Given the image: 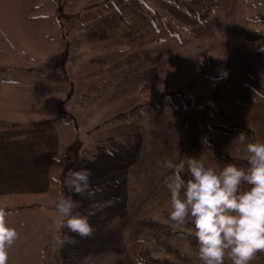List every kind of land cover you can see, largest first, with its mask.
I'll return each mask as SVG.
<instances>
[{"label":"rangeland","instance_id":"1","mask_svg":"<svg viewBox=\"0 0 264 264\" xmlns=\"http://www.w3.org/2000/svg\"><path fill=\"white\" fill-rule=\"evenodd\" d=\"M183 1L193 6L189 0H50L61 15L58 36L54 26L53 36L42 41L9 44L0 36V79L18 83L0 91V117L33 120L27 128L34 141L54 153L17 173L21 189L47 176L44 192L37 184L39 199L49 206L45 264H135L140 251L181 262L149 233L128 243L123 232L131 219L163 218L171 211L157 161L193 156L214 168L216 150L247 160L236 135L210 123L247 127L264 141V0H218L203 19L186 12ZM15 3L0 0V13ZM23 7L18 0V18ZM98 59L103 61H92ZM94 95L98 99L87 104ZM13 100L28 111L14 110ZM116 140L126 144L117 147ZM82 168L92 173L95 195L67 189L64 196L81 202L79 213L109 203L84 214L93 227L90 237L69 233L76 243L61 247L54 236L68 230L60 228L55 211L56 178L61 170L64 179ZM121 189L125 195L118 198ZM172 244L187 264H202L198 251ZM252 264H264V252Z\"/></svg>","mask_w":264,"mask_h":264},{"label":"clouds","instance_id":"2","mask_svg":"<svg viewBox=\"0 0 264 264\" xmlns=\"http://www.w3.org/2000/svg\"><path fill=\"white\" fill-rule=\"evenodd\" d=\"M246 139V132L241 131L234 141L244 144ZM245 150L247 168L228 163L216 171L193 156L179 162L157 161L163 170V187L170 193L169 217L177 225L193 226L188 234L195 238L202 264H252L256 254L264 252V141L249 142ZM91 175L87 168L72 170L63 183L73 194L91 198L95 195ZM80 206V201L63 193L56 202L59 226L68 230L54 236L61 247L76 243L69 233L81 238L93 233L88 216L76 211ZM8 214L0 207V264H7L8 249L19 237L7 224ZM135 264L147 262L141 257Z\"/></svg>","mask_w":264,"mask_h":264},{"label":"crops","instance_id":"3","mask_svg":"<svg viewBox=\"0 0 264 264\" xmlns=\"http://www.w3.org/2000/svg\"><path fill=\"white\" fill-rule=\"evenodd\" d=\"M24 3L23 8L26 12L20 18L17 12L22 10H17L18 0L15 4H10L6 13H0V36L5 43L29 40L34 42L37 40L36 37L42 41L41 38H49L54 33L57 36L60 34L58 21L61 15L56 9L57 4L51 5L50 0H24ZM59 9L62 8L59 6ZM50 26L56 27L52 32L53 35H51ZM166 26L168 31H173L171 25L166 24ZM20 82L22 84V81ZM15 84L18 85L15 78L9 81L0 79V91L3 92L5 91L3 89ZM10 105L17 107L14 110L20 107L28 111L27 106L16 101ZM7 111L3 112L10 113ZM32 121L0 117V207H4L9 213L6 217L8 226L15 228L19 233L15 244L8 249L7 264H45L44 253L50 227H48L49 214L41 209H47L49 206L46 207L48 202H41L39 198L42 195L37 194L44 192L48 186L47 176L41 174L38 179L28 181V186L23 187L26 190L21 189V184L19 187L17 183L19 171L32 170L27 166L34 162L44 163L50 159L51 153L54 155L52 150L43 146V142L34 141L30 129L27 128ZM214 158H216L215 155ZM216 160L218 161L216 167L225 166L220 160ZM62 161L63 159H60V162ZM37 184L40 187V193L37 191ZM23 193L28 196H22Z\"/></svg>","mask_w":264,"mask_h":264},{"label":"trees","instance_id":"4","mask_svg":"<svg viewBox=\"0 0 264 264\" xmlns=\"http://www.w3.org/2000/svg\"><path fill=\"white\" fill-rule=\"evenodd\" d=\"M189 1L191 2L193 6H190V4L183 1L182 4H180L181 7H183L185 11L188 12L190 15L197 16L200 19L207 17L208 14L213 9H215L216 5L218 4V0H189ZM92 61H102V60H92ZM107 86H109V84L103 85L102 87L105 88ZM96 89H100V87H97ZM95 96L96 95L88 96L91 99L88 100L87 104L96 101L95 98L96 99L98 98ZM84 97L87 98V96H84ZM85 101H87V99ZM198 104H199V101H196L195 103L194 102L188 103L186 105L189 107V106H194ZM130 115L131 114L119 115V116H116V119L123 120L129 117ZM210 127L212 129L227 132V133H230L236 136L241 131L246 132L247 139L244 143L245 146L249 142L256 141L252 135L251 130L247 127H243V126L229 127V126L218 124V123H210ZM115 143L118 144L116 145L118 147V146H121L119 145L121 143L125 145L126 141L122 142V141L116 140ZM214 155L218 160H220V162L223 165H226L228 163H233L241 168L248 167L247 160L245 161L234 160L233 158L223 154L219 150L214 151ZM132 157L133 158L136 157V151L133 153V155L130 158ZM85 160L87 161L89 160V158L87 157L81 158V161H79L78 164H82V163L84 164ZM222 168L223 167L221 165V167H216L214 169L216 171H220ZM63 174L64 172H62L61 170L60 175H58L56 178L57 180L60 181L58 182V190H57L59 195L61 193L67 194V187L63 183V180H64L62 176ZM119 180L120 182H122V177H119ZM244 187L247 188L248 186L244 185ZM124 195H125V191L121 189L116 197L123 198ZM105 203H109V201L98 203L96 205H92L89 207H84L82 211L80 212V214L84 215L85 213H88L90 210L96 209L100 207L101 205H104ZM192 227L193 226L191 224H187L184 226L177 225L175 222L171 221L168 213H164L163 218L161 217H140V218L131 219L124 224L123 232L125 235V239L128 243H132V242L139 240L142 234L147 232L152 236L153 243H155L157 246L171 253L175 259H178L179 261H181V262H178L176 260H171L167 258H153L149 255L148 251L138 252L140 255V258L141 257L144 258L147 264H180V263L187 264L186 256L179 253L178 249L172 244V242H182V243H185L187 246L191 245V249L198 251V246L196 245L195 238L188 234L190 230L192 229Z\"/></svg>","mask_w":264,"mask_h":264}]
</instances>
